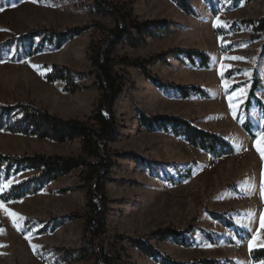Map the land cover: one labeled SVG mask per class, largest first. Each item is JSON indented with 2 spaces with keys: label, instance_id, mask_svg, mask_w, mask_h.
Instances as JSON below:
<instances>
[{
  "label": "rangeland",
  "instance_id": "obj_1",
  "mask_svg": "<svg viewBox=\"0 0 264 264\" xmlns=\"http://www.w3.org/2000/svg\"><path fill=\"white\" fill-rule=\"evenodd\" d=\"M106 1L132 9L141 22L165 20L171 30L147 35L139 47L122 44L116 49L120 56L150 59L147 69L168 85L153 82L139 67L116 66L126 83L114 107L117 128L108 142L113 165L106 183L111 201L107 229L98 241L107 248H125L129 264L161 263L118 235L149 241L186 264L202 259L264 264V259L251 257L252 250L264 247V116L257 104L250 113L244 109L255 72L262 81L257 95L264 102V33L257 26L264 16V0H187L193 13L183 10L178 0ZM0 9V102L26 101L63 118L87 120L101 96L89 46L115 27V17L99 8L96 0H0ZM76 27L82 29L79 35L60 47L45 42L44 49L33 55L28 44H5L31 30ZM41 39L37 36L34 45ZM174 49L205 52L208 64L198 57L192 61L182 53L173 54ZM55 65L70 70L76 90L62 79L49 78ZM190 85L202 87L205 94L183 96L178 87ZM157 115L180 117L217 133L234 152L217 156L171 128L157 123L149 127L145 116ZM247 121L252 123V134L244 128ZM0 152L78 156L81 142L60 143L0 129ZM81 172L75 169L25 198L2 201L0 264H95L93 259L74 261L63 253L82 244L84 219L65 220L55 231L37 232L43 226L41 219L86 210L85 190L58 192L79 185ZM36 173L32 169L9 177L3 173L0 193ZM211 211L223 213L235 225L227 226ZM164 228L182 231L186 242L172 237L160 241L156 233Z\"/></svg>",
  "mask_w": 264,
  "mask_h": 264
},
{
  "label": "trees",
  "instance_id": "obj_2",
  "mask_svg": "<svg viewBox=\"0 0 264 264\" xmlns=\"http://www.w3.org/2000/svg\"><path fill=\"white\" fill-rule=\"evenodd\" d=\"M96 2L99 8L115 17L116 24L114 28L107 29V34L99 40L92 41L89 46V58L95 68V83L101 91V96L88 119L63 118L26 101L0 102V129L60 143L79 139L81 153L78 156H61L44 153L13 155L0 152V177L3 173L5 177H9L27 169L37 171L35 175L20 183L13 184L8 190L0 193V197H3L5 202L25 198L42 191L50 182L69 174L73 170L82 169L79 185L63 187L58 192L68 193L77 189L85 190L86 210L48 220L41 219L43 226L37 232L55 231L65 220L84 219L82 244L76 248L64 249V255L72 257L74 261L93 259L95 264H129L126 259L125 248H118L113 245L107 248L98 241L107 229L106 215L110 209L109 203L111 201L106 192V183L113 165L108 142L114 138L117 128V116L114 107L126 83L125 75L117 71L116 66L127 64L139 67L148 78L158 85L165 87L168 84L159 81L147 69L146 64L150 62V59L146 61L133 59L127 55L120 56L116 54V49L122 44L139 47L146 41L147 35L157 36L159 32H166L171 29L165 20L141 22L133 17L132 9L120 7L118 4L106 0H96ZM178 4L186 12L193 13L187 0H178ZM257 23L258 29L264 33V16ZM81 30L77 27L65 31L31 30L17 37L9 38L5 44L14 41H20L23 45L28 44L30 54L33 55L44 49L45 42L60 47L64 41L79 35ZM37 36H42V39L35 46ZM171 52L173 54L182 53L192 61L198 57L203 65H207L209 61V56L200 50L174 49ZM49 78L51 80H64L71 86L72 90L78 88L74 76L66 67L55 65L53 72L49 74ZM261 86L262 81L255 72L244 104L247 113H250L251 107L257 104L261 107L264 116V102L257 95ZM178 89L185 97L193 93L205 94V90L197 85L179 86ZM144 121L149 127L157 123L161 127L171 128L175 134L184 135L191 144L217 156L234 152L233 145L221 135L199 128L186 119L170 115H157L145 116ZM244 128L252 134L250 121L244 124ZM262 130H264V123ZM211 215L218 220L223 219L229 227L235 225L230 219H226L223 213L211 211ZM156 236L160 241L172 237L178 239L179 242H186L183 232L172 228L160 229ZM117 238L128 241L145 255L158 260L161 264H186L156 249L149 241L123 235H118ZM40 255L42 256V254ZM251 257L255 261L264 259V247L252 250ZM194 263L219 264V261L217 259H202Z\"/></svg>",
  "mask_w": 264,
  "mask_h": 264
},
{
  "label": "snow or ice",
  "instance_id": "obj_3",
  "mask_svg": "<svg viewBox=\"0 0 264 264\" xmlns=\"http://www.w3.org/2000/svg\"><path fill=\"white\" fill-rule=\"evenodd\" d=\"M3 9H0V11H2ZM230 59H232V60H240V59H243L242 57H231ZM33 67H38V66H33ZM224 67H228V66H222V68H224ZM220 75H221V78L223 79V71H221V73H220ZM225 85L227 86V81H225ZM241 93H244V94H246L245 93V90H243V89H241ZM228 100H229V103H230V106H232V96L230 95V96H228ZM233 113H234V115H235V109H233ZM262 155H264V153H262ZM12 183V181L11 180H9L8 182H7V184H11ZM7 185H4L3 187H6ZM3 197H0V207H3V203H2V201H3ZM4 211L6 212V213H8L9 212V210L5 207L4 208ZM11 215H13V216H15L16 214L15 213H12ZM20 219H23V217H20ZM13 223H14V225H15V221H13ZM0 231H2V230H0ZM27 238V237H26ZM34 248L36 247V246H33Z\"/></svg>",
  "mask_w": 264,
  "mask_h": 264
}]
</instances>
